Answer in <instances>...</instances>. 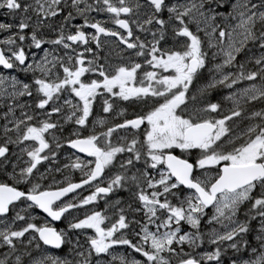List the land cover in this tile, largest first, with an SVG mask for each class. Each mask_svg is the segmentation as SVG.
Returning <instances> with one entry per match:
<instances>
[{
    "label": "snow or ice",
    "instance_id": "1",
    "mask_svg": "<svg viewBox=\"0 0 264 264\" xmlns=\"http://www.w3.org/2000/svg\"><path fill=\"white\" fill-rule=\"evenodd\" d=\"M79 3L80 0H71V8L77 14L83 15L92 8V5L87 3L84 8H80ZM142 7L146 12L141 15L146 18L137 20L120 18L121 14L131 16L133 9L139 13ZM0 8H5L9 13H18L20 16L19 22L15 25L16 31H11L13 25L0 22V30L10 32L0 41L7 46L6 51L9 53L5 55V51L0 50V66L4 69L23 68L31 72L34 78L29 83H24L15 76L0 75V97H7L8 104L6 118L13 113L14 107H24L23 104H14V98L24 94L30 96L33 89L36 93L35 105L39 109H44L45 105L50 104L61 92L70 91L74 94L78 98V103L74 106L75 112L70 111L65 119L74 117L76 125L81 126L86 124L93 98L96 97L97 90L101 86L111 96L125 100L130 97H144L146 100L155 98L146 112L135 115L132 119H124L122 124L113 123L102 133L74 134L77 138L66 139L65 143L82 153H88L94 157V161H88L86 165L83 162L73 163L71 165L73 168L87 167L89 171L83 173L78 183L66 182L63 187H45L33 182L26 191L19 188V182L30 181L38 163L46 159L42 152L49 148V144L43 133L53 129L54 125L47 119H41L38 122L39 126H34L32 116L27 112L22 113L23 120L14 119L12 129L16 131V139L7 136L0 143V157H4L8 152L6 145L9 143L16 144L30 139L35 141L37 146L30 150L28 148L22 150L29 159L24 161V167L19 168L18 180L16 172L13 171L8 173L13 180L12 184L0 182V215L7 214L10 206H14V202L23 198L26 206L35 205L48 217L54 220L60 219L68 209L77 206L70 201L57 206L60 198L81 185L102 177L105 169L114 164L116 154L127 151L129 158L123 160L121 169L133 168V161L142 158L145 164L153 169L161 163L166 167L161 168L158 179L155 176L149 177L146 171L139 170V175L133 172L130 177L126 171L115 173L107 178L106 186L97 185L90 195L84 196L78 203L87 204L97 199V194L109 193L113 188L129 180L132 181L135 185L134 196L144 212L145 223L140 225V231L136 233L139 240L133 243L131 239L122 235L119 237L114 235L118 230L129 226L124 214H119L111 226L101 227L106 217L100 211H91L83 218L75 219V222L71 220L68 222L69 229L94 230L95 234L87 237L89 252L105 253L110 250L111 245L120 244L128 245L146 258L137 260L120 257L122 264H173V260L175 264H199L198 258L192 254L184 253L182 249L177 252L174 244L187 242L192 247L202 239L199 231L181 234L179 222L184 220L191 227L197 228L204 209L212 205L214 211L209 220L223 225V230L214 229L208 233L209 242L224 243L225 247L237 251L247 246L249 257L239 261L234 260L232 264H264V109L249 113L248 119L251 122L238 136H232L227 141L221 140L229 131L226 122L230 118L242 115L243 109L239 107L241 102L256 100L264 102V52L254 57L249 51V55L241 58L235 73L221 74L219 80L216 79V75L222 72L224 65L236 67V54L242 52L250 42L257 49H264V0H255V2L253 0H178V2L171 0L170 3H166V0H145L144 3H140L138 0L134 4H129L127 0H118V4L113 0H102L98 10H106L110 14L111 22L123 29L124 34L102 26L101 21H95L90 24L91 28L95 29V35L82 31L81 25H76L74 32L65 35V24L61 23L58 28H54V32L57 33L55 38L48 40H45L37 29L43 25L41 17L51 18L61 12L60 0H45L43 3L41 0H35L34 4L27 2L22 4L21 0H0ZM220 8L227 10L217 11ZM165 9L168 13L167 19L161 18ZM30 10L37 13V21L31 25L32 31L25 33L30 26L31 18L28 15ZM70 16L71 13L65 16L64 20H69ZM89 23L85 17L84 24ZM153 23L159 27L153 29L152 39L145 41L137 36L135 41L130 42L129 38L133 35L131 24L136 25L137 29L146 31ZM191 24L195 25V31L190 30ZM166 28L170 29L174 43L161 49L159 43L164 39ZM200 32H203L204 38H207V48L215 49L217 43L220 45L219 52L212 53L213 60L217 55L222 58L220 63L211 65L210 75L206 78L203 77V70L207 66L205 44L199 35ZM217 32L218 41L215 38ZM101 34L116 37L138 57L147 56L148 59H144L143 64L151 65L156 70L140 72V82L135 84L137 70L141 68V64L134 61L128 65L120 63L107 73L101 67L99 75L103 79L84 82L82 74L96 72L97 68L92 59H89L87 64H82L84 55L81 52H75L74 59L73 55H68L65 62L63 57L52 56L49 50L45 49L40 59L27 60V64L25 63L26 52L23 45L26 41H30V46L37 48L47 42L51 45H63L65 49H69L73 44H85L87 40H91L99 47L98 38ZM225 36H227V44L224 43ZM181 37L186 39L178 44L175 43V39ZM137 48H139L138 52L135 51ZM84 51L91 52L92 49L85 48ZM249 60L254 61V70L246 68ZM57 65L62 70V75L56 71ZM256 77H259V83H249L245 88L240 89L239 98L235 93H229L225 97L233 104V107L227 110V115H221L219 118L208 115L209 110L213 113L218 111L220 106L216 102H205L203 107L188 110L187 93L192 90L190 86L197 79H205L206 82H202L193 92V101L197 93L203 97L206 89L217 84L231 85L237 80L252 81ZM114 86L119 91H115ZM9 87L12 89L10 92L7 91ZM64 104L73 108L70 99L65 100ZM112 107L108 99L103 100L105 113ZM59 111L58 107L52 106L44 115L48 116ZM256 117H259V122L255 121ZM144 121L147 122V127L139 148L137 145L140 142L135 136L127 140L121 137L117 144H113L109 139L114 130L124 129L127 126L137 129ZM98 122L103 123L102 120ZM7 123L6 119L4 129L6 135L9 131ZM100 141H103V144L98 146ZM173 145L184 151L198 149L194 163L173 155L169 150ZM52 155L55 156V152H52ZM213 165L217 170L210 173L209 166ZM16 167V163L13 162V169L15 170ZM195 170H204L206 179L194 176ZM170 177H174L175 181L173 182ZM177 184L184 185L188 189L183 199L176 196L179 205L169 199L170 195L175 196L172 190ZM157 186L159 191L155 190ZM149 188L153 189L151 193L147 191ZM244 203L249 205L245 212L247 218L241 219L237 217V210ZM141 208L135 211L139 212ZM158 209L162 213V218L160 223L155 225L156 231H153L149 226L155 223ZM117 212L121 213L123 209H117ZM257 216L259 226L254 238L258 242V247H251L243 236L250 228L248 221ZM173 221H176V227H171ZM2 223L0 245L6 246L7 251L3 257H0V264H6L9 257L12 258L13 264H23L21 255L27 253L24 249H17V242L28 246L38 237L45 245L59 247L64 237L63 230L58 231L46 223L38 225L32 222L31 216H21L20 212H17L10 221L4 220ZM165 226H169L167 231H159ZM25 236L28 238L24 239ZM233 238L237 239L234 241ZM81 254L77 253L78 256ZM202 255L206 259L214 260L220 255V251L219 248H214L211 252ZM31 264H44V262L32 260ZM52 264H65V262L52 260ZM77 264L80 262L77 261ZM85 264H87L86 259Z\"/></svg>",
    "mask_w": 264,
    "mask_h": 264
},
{
    "label": "flooded vegetation",
    "instance_id": "2",
    "mask_svg": "<svg viewBox=\"0 0 264 264\" xmlns=\"http://www.w3.org/2000/svg\"><path fill=\"white\" fill-rule=\"evenodd\" d=\"M99 2V1H98ZM62 13L60 16L62 20H64L65 16H68L70 11H61ZM9 13V12H8ZM29 15V14H28ZM57 15V14H56ZM55 15V16H56ZM127 15V14H125ZM31 17V21L33 24L37 21V14L29 15ZM9 18L13 20L16 19V13H9ZM18 18L20 16L18 15ZM42 19V17H41ZM76 20L81 22L80 19L73 18L71 14L69 20ZM95 22V21H94ZM103 26V25H102ZM105 27V26H104ZM32 30V27H30ZM82 31L86 33H92L95 35V29L91 28L90 24H84L81 28ZM113 30H118L121 34H124V30L120 29L118 25H113ZM27 33V32H25ZM134 33V32H133ZM144 33H138L137 35L140 39L148 41L150 40L148 37L140 36ZM202 39L204 40L203 32L199 33ZM65 35H67L65 33ZM135 33L132 35L134 36ZM171 31L166 29L164 39L160 41L159 47L164 49L165 47L173 45L174 41L171 40ZM149 36V35H148ZM134 38L130 37L132 41H135ZM129 38V40H130ZM52 39V38H50ZM186 39V38H185ZM183 40L178 39L175 43H180ZM130 41V42H132ZM99 47H97V43L91 40H87L85 44H73L72 48L66 49L70 55H73L75 52H81L84 55V60L82 64H87L89 59L94 60V66L97 68L96 72H85L82 74V80L84 82H90L92 79H103L99 75V69L103 67V69L107 72H110L116 65L120 63H124L126 65L130 64V62H136L141 64V68L137 70V77L134 81L135 84L140 82L139 73L143 71H149L153 69L151 65L145 66L143 64L144 59H148L147 56L138 57L135 55V52L131 49H128L126 44L118 40L116 37L111 35H103L101 34L98 38ZM107 42H110L111 45H106ZM206 51V41L204 40ZM51 45V44H50ZM55 46V47H54ZM26 52V64L27 60L32 59H40L41 57V50L37 47H27L26 45L23 46ZM7 46L5 44L0 43V50L5 51V55H9L6 51ZM53 49L52 53L58 57H63L62 48L63 45H51ZM85 48L92 49L91 52L84 51ZM39 49L38 56H35V50ZM175 50V49H173ZM135 51H139L137 48ZM66 53V52H64ZM159 54V53H157ZM68 58V57H67ZM207 66L203 70V77L206 78L209 73V67H211L210 59L206 55ZM209 61V62H208ZM18 63V62H17ZM58 67V65L56 66ZM234 68V67H233ZM234 70V69H232ZM163 72V70H160ZM170 74V73H169ZM0 75H7L9 77L15 76L18 80L29 83L32 81L33 75L31 72L23 70L20 67H13L11 69H4L3 66H0ZM216 79L217 75H216ZM202 82H206L205 79H197L190 87L194 90V87H199ZM224 84H217L210 89H206L203 93V97L199 93L196 95L197 100H210L212 102H218L217 96L219 94H223L226 90L221 89L223 88ZM115 91H119L117 87L114 86ZM71 100L73 108H69L68 105L64 104L65 100ZM108 99L109 102L113 105L110 108L109 112L105 113L103 111V100ZM36 100V93L34 89L31 91V95L28 94L21 95L17 98H14V104H23L24 107H14L13 113L8 115L7 118L5 117V113L8 109L7 104V97H0V143H2L7 136H11L12 139H16V131L12 129V123L14 119H21L23 120L22 113L27 112L28 115L32 116V123L34 126H39L38 122L41 119H47L49 123L54 125L53 129L46 130L43 133L45 140L49 144V148L43 150L42 155L46 157L45 160L40 161L37 165V168L33 170L31 174L32 179L30 181H20L18 186L21 190L26 191L28 187L31 186V183L42 184L45 187H56L65 186L66 182L78 183L80 179L83 177V173L89 171L87 167L84 168H73L71 165L73 163H80L83 162L85 165L88 161H94V157L90 156L88 153L82 154L74 150L69 144L65 143V140L68 138H77V135L74 134H95L96 132H104L108 127H110L113 123L115 124H122L124 119H132L135 115H141L149 109L150 104L155 98L152 100H146L144 97H130L129 99L125 100L123 98L111 96L110 93H107L103 90L102 86L97 90L96 97L93 98L92 107L90 109L89 117L86 118V124L76 125L74 117L65 119L70 111L75 112V105L78 103V98L74 96L70 92L69 95L59 94L58 96L54 97L53 101L50 104L45 105L44 109H39L35 105ZM260 105V104H259ZM52 106H56L60 109L58 113H52L51 115L45 116V113L50 111ZM257 106L253 107L251 110L255 109ZM250 110V111H251ZM247 111V110H246ZM211 115L215 118H219L221 115L220 111H216L215 113L211 112ZM243 115L236 117V122H240V118ZM7 119V128L9 129L7 135L5 134V120ZM103 121V123H99L98 121ZM147 127V122L144 121L137 129H132L131 126H127L124 129H116L113 131V134L109 138L113 144H117L120 142V138L123 137L125 140L133 138L135 136L137 140L140 142L138 143L137 147L139 148L143 142V133ZM23 131V127L21 126V133ZM99 139V138H98ZM103 141H100L98 146H101ZM58 145V147H57ZM37 143L33 140H25L19 141L16 144L9 143L6 145L8 148V152L5 154L4 157H0V182H7L12 184L13 180L9 177L8 173L13 171L17 174L18 180V173L19 168L24 167V161L29 159L25 151H22L25 148L29 150L33 147H36ZM173 155L181 158V159H188L194 162L191 158H187L185 156L184 150H181L174 145L169 149ZM194 152L195 150H191ZM52 152H55V156L52 155ZM129 154L127 151L124 153H118L114 157V164L109 165L105 171L102 173V177L97 178L95 181L89 182L88 184L81 187L79 190L74 191L70 195L64 197L59 201L57 206L63 204L65 202H72L76 204L78 210H88L89 211H100L102 215L106 217V219L102 222L101 227H108L111 226L112 223L115 222V219L118 218L119 214H124L127 217L128 227L126 229H120L117 233L123 234L126 232L125 238H129L134 242V232L138 233V226L139 223L136 221H140L142 219L140 213L143 212L141 205L139 204L138 199L134 196L135 185L132 181H127L126 183L121 184V186L113 188L112 191L106 194H97V199L94 201H90L87 204L79 205L78 201L83 199L84 196L90 195L94 188L99 186H106L107 178L115 173H124L127 172V175L130 177L133 172H136L139 175V171H146L149 177L155 176L157 179L160 176L161 168H165L166 166L158 164L155 169L151 168L150 165H146L144 159L142 158L139 161H133L134 167L131 169H121L120 165L122 164L124 159H128ZM7 161V163H5ZM13 162L16 163L17 167L15 170L13 169ZM59 169V171H57ZM139 170V171H138ZM86 178V177H84ZM170 179L174 182L175 178L170 177ZM186 187L184 185L177 184L176 188L172 190L175 193L174 195H170L169 199L172 203L176 204V196L182 195L186 191ZM157 191H159V186L156 187ZM149 193L153 191V189H147ZM162 198V197H161ZM30 203V202H29ZM75 208L68 209L65 214L62 215L59 223L51 221L45 214L39 211L38 207L35 205L26 206L24 203V199L21 198L19 201L14 202V206H10V210L7 214L0 215V227L3 226L2 221L4 220H11L13 216L16 215L17 212H20L21 216H31L32 222L36 224L46 223L51 227H54L56 230L60 231V227L63 225V220L66 215L72 212ZM141 208L139 212L135 211V209ZM117 209H123V212L118 213ZM157 214L160 216L162 215L161 211L158 209ZM158 215V216H159ZM158 218V217H157ZM144 219V218H143ZM157 220V219H156ZM144 221V220H143ZM19 222H17L18 224ZM182 223V222H181ZM180 224V223H179ZM184 226V224H183ZM89 231H94L93 229L89 228ZM117 233L114 235L118 237ZM65 237V234H64ZM63 237V241H64ZM28 236H25L24 239H27ZM138 239H136L137 241ZM18 246V250L24 249L27 255H22V261L26 262L27 259L33 260L41 255L42 250L51 251L52 253H56L59 249H53L45 245L42 241H39L38 237L36 240L32 241V243L28 246L20 243ZM18 245V244H17ZM64 247V246H62ZM5 246L2 245L0 247V257H3L5 254ZM64 249L62 248L61 251ZM241 250V251H240ZM239 251L243 252L241 248ZM235 254V257L240 256V252ZM103 264H122L120 257L124 259H129L133 257L134 259L139 258V254L128 245H120L115 244L110 246V250L105 253H99ZM219 259L216 258L214 261L217 262ZM225 260V259H224ZM210 262V261H209ZM6 264H10V257L8 258ZM174 264V262H173ZM200 264V262H199ZM227 264V263H224Z\"/></svg>",
    "mask_w": 264,
    "mask_h": 264
},
{
    "label": "rangeland",
    "instance_id": "3",
    "mask_svg": "<svg viewBox=\"0 0 264 264\" xmlns=\"http://www.w3.org/2000/svg\"><path fill=\"white\" fill-rule=\"evenodd\" d=\"M99 1V2H98ZM24 2H27L29 4H34L35 0H21V3L23 4ZM41 2H45V0H41ZM113 2L118 4V0H113ZM127 2L129 4H134L137 3L138 0H127ZM140 3H144L145 0H139ZM171 0H166V3H170ZM178 2V0H177ZM253 2H255V0H253ZM85 3L92 5L91 10H89L88 12H86L83 15L77 14L72 8H71V0H60V4H61V11H70V13L73 15V18L75 19H80L81 22H78L76 20H71V21H63L62 17L60 16V13H57L56 16L51 17V18H43V25L37 29L38 33L42 34L43 37L45 38V40H48L50 38L54 39L55 35L57 34L56 32H54V28H58L59 25L61 23L65 24V33L67 34L68 32H74L75 31V26L76 25H81V28L84 25V19L85 17H87V19L89 20V24H91V22L94 21H101L103 22L102 25L105 27H110L113 29V25L114 23L111 22V20L109 19L110 14L107 13V11H99L98 10V6L102 5V0H96V2L94 3V0H80V3L78 4V7L80 8H84L85 7ZM227 9L225 8H220L217 11L223 12L226 11ZM146 9L145 8H141L139 10V13L133 9V14L131 16L125 15V14H121V19H129V20H137V19H144L146 18V16L141 15L142 13H145ZM29 15H33V14H37L34 10H30ZM18 13H16V19H12L9 18V13L5 8H0V22L2 23H6V24H11L13 25L11 31H16L15 25L19 22L18 18ZM168 13L165 9V11L162 14L161 18L167 19ZM31 18V17H30ZM219 23V21H217ZM30 26L29 28H27L25 30V32H29L32 31L30 30V27H32L31 25H33L32 21L30 20ZM190 26V30L195 31V25L191 24ZM158 25H155L153 23V25L150 28H147L146 31L145 30H141V29H137L136 25L131 24L130 28L132 30V33L134 32L135 35L132 36V38H134L135 36H138V33H144L140 36H145L148 37L149 39H152V32L153 29L158 28ZM167 29V28H166ZM170 30V29H167ZM133 33V34H134ZM10 32L5 31V30H0V41H2L4 39L5 36L9 35ZM149 35V36H148ZM200 35V34H199ZM171 40H173L172 34L170 35ZM215 38L218 41L219 40V34L218 32L215 34ZM178 39L181 38H176L175 41H177ZM185 39V38H183ZM206 41L207 44V38L204 39ZM130 41L131 38H130ZM17 43L19 44V41L17 40ZM224 43L227 44V36L224 37ZM2 44V43H1ZM24 45H26L27 47H35V46H30V41H26L24 43ZM23 45V46H24ZM106 45H111L110 42H107ZM55 47V46H54ZM219 43H217L216 48L215 49H209L206 46V55L208 56V58L210 59L211 65L214 63H220L221 62V56L217 55L215 60H213V56L212 53L213 51L219 52ZM48 49L49 52L51 53L52 56H56L54 55V53H52L53 49L51 48V45L48 44L47 42H45L44 44H42L40 46V50H41V55L44 54V50ZM63 52V58L65 60V62H67V57L69 54V52L63 47L62 49ZM249 51L251 52L252 56H258L260 55L261 52H264V49H257L255 46H253L251 44V42L249 43L248 46H246L242 52L237 53L236 54V67L233 68V66H228V65H224L222 72L217 74V78L219 80L220 75L221 74H226L228 72H232L235 73L238 70V65L239 62L241 60L242 57H245L247 55H249ZM66 52V53H64ZM39 53V49L35 50V56L37 57ZM210 68V67H209ZM246 68H252L253 70L255 69V64L253 60H249L248 64L246 65ZM234 69V70H232ZM56 71L62 75V70L59 69V67H56ZM17 78V77H16ZM18 79V78H17ZM249 83H259V77L253 78L252 81H249L247 79L244 80H237L235 84H228L225 83L223 85V88L226 90V92H224L223 94H219L217 96L218 98V103L219 104V111L221 115H227V110L233 107L232 101L231 100H226L225 97H227L229 95V93H235L236 96L239 98L240 96V92L239 90L242 88H245ZM191 88V87H190ZM192 89V88H191ZM194 90H191L187 93L188 96V101L186 102L188 105V110L190 111L193 108H197V107H203L205 102H212L210 100H197L195 99L194 101L192 100V96H193V92L196 91L197 87L193 88ZM12 89L9 87L7 89V91H11ZM61 94H65V95H69L70 91L67 93H63L61 92ZM21 96V95H20ZM260 104V105H259ZM257 106L255 109L253 110H261L264 109V102L260 101V100H256V101H247V102H241L239 107L241 109H243L242 112V117L240 118V122H236V117L234 118H230L229 121L226 122V127L229 129L228 132H226L224 134V136L221 138L222 141H227L230 137L232 136H238L240 132H243L245 127L251 122L248 119L249 113L253 110H251L253 107ZM247 110V111H246ZM251 110V111H250ZM208 115H211V110H209ZM219 115V116H221ZM212 116V115H211ZM256 122H259V117L255 118ZM240 142V141H238ZM199 152L198 149H195L194 152H192L191 150H187L184 151L185 156L188 158H191L193 161H195V158L197 157V153ZM192 162V161H191ZM194 163V162H193ZM216 167L215 165L213 166H209V172L210 173H214L216 171ZM194 176H200L201 179H206L204 170H195L193 172ZM188 189H186V191L182 194L179 195V197L181 199L184 198V196L187 194ZM253 195H255V193H253ZM176 204L179 205V201L176 199ZM249 207L248 203H244L242 206H240L237 210V217L241 218V219H246L247 217L245 216V212L247 210V208ZM213 206L211 207H206L204 209V214L201 215L199 217V224L197 226V228H193L190 225L187 224L186 221L181 220L179 223V229L181 230V234L183 232H190V233H195L196 231H199L202 234V239L198 242L195 243L194 246L190 247V245L185 242L183 244H174V247L176 249L177 252H179L181 249L183 250L184 253H189L192 254L195 258H198V262H200V264H232V262L234 260L239 261L241 259H245L249 257V252L247 251V246L242 248L243 252H240V256L235 257V254H237V250L232 249L230 247H225L224 243H217V244H213L209 242V236L207 235L208 233H210L212 230H218V231H222L223 230V225L221 224H217L215 221H210L209 217L213 214ZM91 211L88 212V210L84 211V210H78L77 208H75L72 212H70L68 215L65 216L64 220H63V225L60 227V231L63 230L65 237H64V247H62L64 250L59 249L57 250L56 253H52L51 251H47V250H42L41 255H39L37 258L33 259V260H40L42 262H44V264H52V260H59V261H64L65 264H77V261L80 262V264H85V259L87 260V264H103V260L100 256V254H97L95 252H89V248L90 245H88L87 243V237L90 235H94L95 232L94 231H89L88 229H69L68 228V222L71 220L72 222H75V219H80L83 218V216L85 214H90ZM65 214V213H64ZM142 219L139 221V226H138V233L140 231V225L144 224L145 221H143L144 219V212L140 213ZM159 214H157V220L155 221V223L153 225H150V229L153 231H156V224L160 223V219L162 218V215L158 216ZM182 222V223H181ZM59 223V222H58ZM225 223H227V221H225ZM250 228L249 230L244 234L243 239H245L246 241H248V246L251 247H258V242L255 240V235H256V231L258 229L259 226V217H255V219L249 220L248 221ZM184 224V226H183ZM102 225V223H101ZM169 226H165L164 228H160L159 231L163 232V231H167ZM171 227H176V221H173ZM137 232H134V242H136V239L139 240V236L136 235ZM126 232H123V234L117 233L118 237L119 236H126ZM29 235H31V232L29 233ZM237 238H233V240L235 241ZM226 243V242H225ZM17 249L18 246H20L19 242H17ZM2 245H0L1 247ZM146 247V246H145ZM6 248V246H5ZM214 248H219L220 251V255L217 257L219 260L217 262H215L214 260H209L204 258V256L202 255L203 253L206 252H211ZM7 251V249H5ZM5 251V252H6ZM77 253H82L81 255H77ZM139 254V258H136L137 260H145L146 258H144L142 256V254ZM133 258V257H131ZM254 258V257H252ZM21 259H22V255H21ZM225 259V260H224ZM31 261H29V259L26 260V262H23V264H31ZM210 261V262H209ZM174 264H175V260H173ZM10 264H13L12 258L10 257Z\"/></svg>",
    "mask_w": 264,
    "mask_h": 264
},
{
    "label": "water",
    "instance_id": "4",
    "mask_svg": "<svg viewBox=\"0 0 264 264\" xmlns=\"http://www.w3.org/2000/svg\"><path fill=\"white\" fill-rule=\"evenodd\" d=\"M103 35H105V34H103ZM110 35V34H109ZM74 150H76L77 152H79V153H82V152H80L78 149H75L74 148ZM82 154H85V153H82ZM190 162V161H189ZM191 163V162H190ZM86 185V184H85ZM84 185H81L79 188H77V189H74L72 192H69V193H67V194H65V196H63V197H61L60 198V200L61 199H63L64 197H66V196H68V195H70L71 193H73L74 191H77V190H79L81 187H83ZM186 187V186H185ZM211 205H208L207 206V208L208 207H210ZM39 209V211H41L43 214H45L46 216H47V214L46 213H44L43 212V210L42 209H40V208H38ZM63 215V214H62ZM48 217V216H47ZM62 217V216H61ZM51 221H53V222H59L60 221V219H56V220H54V219H52L51 217H48ZM54 228V227H53ZM48 247H51V248H53V249H60L62 246H63V240H62V243H61V245L59 246V247H57V246H54V245H47Z\"/></svg>",
    "mask_w": 264,
    "mask_h": 264
}]
</instances>
